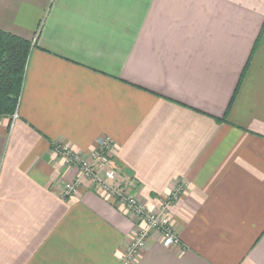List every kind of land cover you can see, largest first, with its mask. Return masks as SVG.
Here are the masks:
<instances>
[{
  "label": "crops",
  "instance_id": "obj_1",
  "mask_svg": "<svg viewBox=\"0 0 264 264\" xmlns=\"http://www.w3.org/2000/svg\"><path fill=\"white\" fill-rule=\"evenodd\" d=\"M0 30L32 45L0 118V264H264V0H0ZM99 138L149 212L185 183L178 245L127 263L126 210L63 197L55 146Z\"/></svg>",
  "mask_w": 264,
  "mask_h": 264
},
{
  "label": "built area",
  "instance_id": "obj_2",
  "mask_svg": "<svg viewBox=\"0 0 264 264\" xmlns=\"http://www.w3.org/2000/svg\"><path fill=\"white\" fill-rule=\"evenodd\" d=\"M17 118V112L12 120ZM96 149L89 154V157H83L67 145L55 146V152L67 166V168H74L78 171L75 182L66 183L63 187L62 195L64 198H69L76 194L83 181H88L90 187L95 192H99L104 199L109 200L112 204L123 206L128 216L136 219L135 225H140L141 219L147 224L146 226H139V231L135 234L126 248V262L131 263L139 256V252L144 250L147 246L150 231L156 232L159 240L165 247H172L179 244V239L170 227L168 219V211L172 203H175L182 193L184 182H179L174 188L172 194L163 201L161 211L154 214L145 210L143 205L136 203V199L129 195L127 190L134 186L133 183L118 182L119 172L113 166L114 150L112 142L107 138H99L96 140Z\"/></svg>",
  "mask_w": 264,
  "mask_h": 264
},
{
  "label": "trees",
  "instance_id": "obj_3",
  "mask_svg": "<svg viewBox=\"0 0 264 264\" xmlns=\"http://www.w3.org/2000/svg\"><path fill=\"white\" fill-rule=\"evenodd\" d=\"M30 43L0 30V118L12 119L17 112L32 46Z\"/></svg>",
  "mask_w": 264,
  "mask_h": 264
},
{
  "label": "rangeland",
  "instance_id": "obj_4",
  "mask_svg": "<svg viewBox=\"0 0 264 264\" xmlns=\"http://www.w3.org/2000/svg\"><path fill=\"white\" fill-rule=\"evenodd\" d=\"M125 181H127L126 183H133V182H130V181H128V180H125ZM72 182H75V180L73 179L72 180ZM118 182H123V179L122 178H120V174H119V178H118ZM68 183H71V182H68ZM124 183V182H123ZM134 184V183H133ZM135 186H136V184H134ZM134 189V188H133ZM129 193V195H132L133 196V198L134 199H136V203H138V204H141L140 203V201L138 200V198L136 197V194H135V192L134 191H132V190H127ZM105 200H107V199H105ZM167 200V199H166ZM165 200V201H166ZM141 205H143V204H141ZM121 207H123V206H121ZM143 207L145 208V210L147 211V213H148V211H149V209L146 207V206H144L143 205ZM124 208V207H123ZM159 211H161V205H160V207L159 208H157V209H155V212H154V214H158L159 213ZM151 212V211H150ZM132 220H134V222H136V220H137V218L136 219H134V218H132ZM142 221H140V225H137V227H136V230H135V234L139 231V226L141 227V226H146V222L143 220V219H141ZM150 233L151 234H153L154 232H152V231H150Z\"/></svg>",
  "mask_w": 264,
  "mask_h": 264
}]
</instances>
